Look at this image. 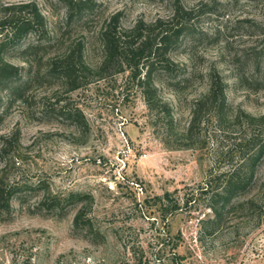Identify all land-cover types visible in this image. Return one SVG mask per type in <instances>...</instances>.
<instances>
[{"label":"rangeland","instance_id":"obj_1","mask_svg":"<svg viewBox=\"0 0 264 264\" xmlns=\"http://www.w3.org/2000/svg\"><path fill=\"white\" fill-rule=\"evenodd\" d=\"M27 3L44 18L48 45L39 60L24 62L15 50L9 63L36 74L81 43L88 83L70 91L48 80L22 100L0 92V178L43 181L53 195H90L87 217L96 234L73 231L78 205L61 216L30 214L42 195L31 191L0 221V264H264V158L254 185L237 200L259 206L225 214L211 234L201 223L211 217L201 193L208 172L227 167L218 151L263 129L264 0H93L88 16L68 26L59 0H0V10ZM176 5L193 13L191 31L168 56L176 72L154 74L165 110H149L128 71L100 69L99 34L113 16L125 33L169 20ZM35 40L31 34L23 43ZM213 81L225 86L226 117L219 121L205 110L189 134L195 103ZM62 108L78 109L85 125L61 118ZM165 193L181 210L161 219L153 199Z\"/></svg>","mask_w":264,"mask_h":264},{"label":"trees","instance_id":"obj_2","mask_svg":"<svg viewBox=\"0 0 264 264\" xmlns=\"http://www.w3.org/2000/svg\"><path fill=\"white\" fill-rule=\"evenodd\" d=\"M59 1L66 8V26L88 16L94 5L93 0ZM193 17V13L184 12L176 5L169 20H159L146 27L137 24L125 33L118 31V17H111L110 22L99 34L104 53V62L100 69L104 71L112 67L116 73L128 71L130 79L135 80L140 87L147 108L153 110L159 107L165 110L166 107L157 97L154 74L160 71L172 76L176 72L178 65L168 56L179 46L181 39L191 31L190 22ZM31 34L35 36V42L24 45L25 38ZM45 37L44 18L33 3L1 7L0 92H5L9 100L24 99L34 86H42L48 80L61 81L70 91L88 83L89 73L81 43L68 48L61 56L50 59L45 70L36 74L25 72L24 69L9 63L7 55L15 50L19 52V58L24 62H29L30 59L39 60L43 54L42 49L48 45L42 41ZM257 69L259 70L258 65ZM205 110L210 115L216 116L219 121L226 117L225 86L222 83L213 81L208 93L195 103L192 120L187 129L189 134L199 126L201 115ZM58 115L78 126L85 125L84 116L78 109L62 108L58 111ZM243 116L247 124L257 123L251 116ZM238 120L239 118L236 117L235 124ZM261 120L259 122L262 124H260L262 130L245 133L230 151H218L223 166L227 164L225 169L208 172L201 191L205 198L204 205L211 214L207 221H201L202 224H209L208 234L216 229L225 214L239 209L251 211L259 206L254 199L242 203L237 200L254 185L257 167L264 158V117ZM0 153L5 154L3 150ZM260 187L264 193V175ZM31 191H42V195L38 194V200L32 205L30 214L61 216L68 207L78 205L80 207L72 221L73 231L84 233L85 236L96 234L92 221L87 217L93 202L92 197L78 192L53 195L43 181L28 185L9 183L0 178V221L4 222L8 219L14 200L23 206ZM153 201L161 219L181 210L179 203L170 199L169 193L156 196ZM176 247L177 243L173 245V248Z\"/></svg>","mask_w":264,"mask_h":264}]
</instances>
